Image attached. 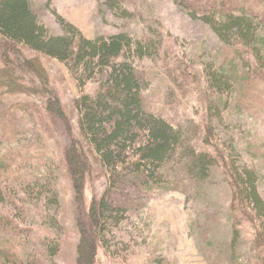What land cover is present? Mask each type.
Listing matches in <instances>:
<instances>
[{
  "label": "rangeland",
  "instance_id": "1",
  "mask_svg": "<svg viewBox=\"0 0 264 264\" xmlns=\"http://www.w3.org/2000/svg\"><path fill=\"white\" fill-rule=\"evenodd\" d=\"M107 1L54 0L51 5L50 0H34V3L42 22L55 35L67 33L61 16L92 39L128 33L137 40L163 41L160 56L136 61L150 83L145 96L149 107L184 129L192 143L201 144V148L212 150L221 158L229 154L239 168L255 171L264 196V158L256 157L251 150L258 148L257 152L264 156V73L259 71L262 75L257 77L253 90V98L258 103L256 111L242 113L231 109L222 122L210 111V101L215 107L221 97L209 87L206 70L224 64L228 48L212 27L194 18L178 0H120L122 7L117 10ZM202 1L194 0L197 4ZM243 2V6L264 17V0ZM261 30L264 32V26ZM2 52L0 48V67L4 66ZM24 54L36 59L46 71L45 77L33 84L41 88L47 80L62 101L64 117L47 111L41 96L7 95L0 106V120L6 126L16 117L12 121L14 125L19 124L21 133L12 138L9 150L4 147V153L14 156L13 170L19 172L10 182L14 194L23 198V201L18 198V205L30 209L34 215L23 220L25 228L38 227L39 230L41 227L30 221L41 222L48 214L44 207L42 210L41 206H36L37 201L30 199L31 194L38 198L39 188H42L38 181L51 183L57 189L61 206L53 203L50 212L57 214L63 226V230L53 228V235L59 236L63 243L60 264L259 263V253L252 245L263 223L245 219L232 208L233 178L220 161L207 187L211 202L195 200L181 191H160L142 201L144 205L129 213L121 225L107 231L106 247L96 240L99 236L95 209L110 190L111 182L98 155L82 135L76 101L83 90L65 63L27 49ZM96 89L97 85L91 84L86 91L94 93ZM229 96L232 102L236 100L235 93ZM12 105L28 109L11 116L13 111H9V106ZM3 110L6 113H2ZM211 124L218 133L215 141L206 137ZM27 164H30L29 169L24 170V175L20 174V169ZM24 176L29 177L21 180ZM136 190L138 193L124 190L117 198L122 203H131L135 197L141 200L145 192ZM194 190L198 195L197 186ZM39 213L45 215H37ZM242 218L246 221L239 225ZM237 230L242 234L238 240L240 251L234 256L232 245Z\"/></svg>",
  "mask_w": 264,
  "mask_h": 264
},
{
  "label": "trees",
  "instance_id": "2",
  "mask_svg": "<svg viewBox=\"0 0 264 264\" xmlns=\"http://www.w3.org/2000/svg\"><path fill=\"white\" fill-rule=\"evenodd\" d=\"M53 1L50 0L51 5ZM178 1L194 18L209 24L228 48L224 53V64L206 70L209 87L221 97L215 107L210 101V111L222 122L231 109L242 113L256 111L258 103L253 98V90L257 77L262 75L259 71L264 73V32L261 30L264 17L243 6V0H203L200 4L194 0ZM107 4L113 10L122 7L120 0H108ZM60 19L67 33L55 35L42 22L34 0H0V48L4 59V66L0 67V106L7 95L41 96L47 111L64 117L62 101L47 80L41 88L33 84L45 77L46 71L36 59L28 58L24 49L58 59L68 66L83 90V95L76 101L82 135L98 155L111 182L110 190L95 209L99 236L96 240L106 247L107 231L121 225L129 213L144 205L142 201L160 191H181L195 200L211 202L207 187L217 161H220L233 178L232 208L241 212L245 219L263 223L255 234L252 247L259 253L258 264H264V196L260 191L259 176L253 170L239 168L229 154L221 158L214 151L201 148V144L192 143L184 129L176 127L148 105L145 96L150 83L136 66V61L160 56L164 42L152 38L137 40L128 33L92 39L75 24L61 16ZM91 84H96L97 89L87 93ZM234 93L236 100L232 102L229 95ZM27 109L23 105L9 106V111H13L11 116ZM11 119L16 120V117ZM12 120L6 126L0 120V264H60L63 243L59 236L53 235V228L63 230V226L50 209L53 203L59 207L61 202L51 183L39 180L42 188H39L38 198L30 196L37 201L36 206H41L42 210L44 207L48 212L41 222L30 221L41 228H25L22 224L34 215L30 209L18 205L19 199L23 201V198L11 190L10 182L19 172L13 170L14 156L11 157L10 152L5 154L4 147L9 150L12 138L21 133L19 124L14 125ZM217 134L211 124L206 132L207 139L210 137L215 141ZM251 150L256 157L264 158L257 152L258 148ZM29 167L30 164L22 167L20 174L24 175V170ZM196 186L200 190L198 195L194 190ZM136 189L145 192L141 200L135 197L131 203H122L117 198L124 190L138 193ZM245 221L242 218L239 225ZM45 226L49 230H43ZM236 234L232 245L234 256L240 251L238 240L242 233L237 230ZM92 242L95 244L96 241Z\"/></svg>",
  "mask_w": 264,
  "mask_h": 264
}]
</instances>
